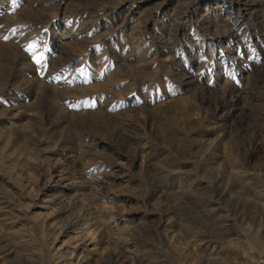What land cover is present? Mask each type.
Wrapping results in <instances>:
<instances>
[{"label": "rangeland", "instance_id": "374dc122", "mask_svg": "<svg viewBox=\"0 0 264 264\" xmlns=\"http://www.w3.org/2000/svg\"><path fill=\"white\" fill-rule=\"evenodd\" d=\"M0 264H264V0H0Z\"/></svg>", "mask_w": 264, "mask_h": 264}, {"label": "snow or ice", "instance_id": "6c2138e0", "mask_svg": "<svg viewBox=\"0 0 264 264\" xmlns=\"http://www.w3.org/2000/svg\"><path fill=\"white\" fill-rule=\"evenodd\" d=\"M37 63H39V59H37Z\"/></svg>", "mask_w": 264, "mask_h": 264}]
</instances>
